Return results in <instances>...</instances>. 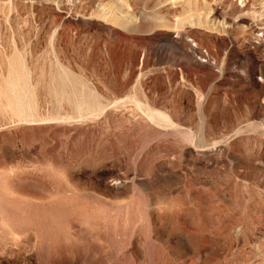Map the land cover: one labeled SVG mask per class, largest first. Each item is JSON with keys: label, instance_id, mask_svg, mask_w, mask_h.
Wrapping results in <instances>:
<instances>
[{"label": "rangeland", "instance_id": "374dc122", "mask_svg": "<svg viewBox=\"0 0 264 264\" xmlns=\"http://www.w3.org/2000/svg\"><path fill=\"white\" fill-rule=\"evenodd\" d=\"M0 264H264V0H0Z\"/></svg>", "mask_w": 264, "mask_h": 264}]
</instances>
